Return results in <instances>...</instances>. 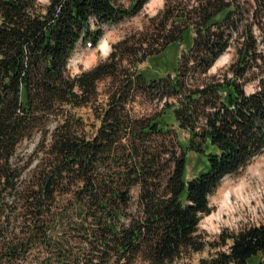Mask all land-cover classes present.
I'll list each match as a JSON object with an SVG mask.
<instances>
[{
	"label": "trees",
	"instance_id": "obj_1",
	"mask_svg": "<svg viewBox=\"0 0 264 264\" xmlns=\"http://www.w3.org/2000/svg\"><path fill=\"white\" fill-rule=\"evenodd\" d=\"M147 1L0 0V264H171L207 246L184 264H264V219L198 232L212 190L264 150V0H165L137 37L69 72L78 45ZM178 43L172 69L144 75ZM139 95L160 106L134 113ZM191 152L207 166L188 177Z\"/></svg>",
	"mask_w": 264,
	"mask_h": 264
},
{
	"label": "rangeland",
	"instance_id": "obj_2",
	"mask_svg": "<svg viewBox=\"0 0 264 264\" xmlns=\"http://www.w3.org/2000/svg\"><path fill=\"white\" fill-rule=\"evenodd\" d=\"M116 1L123 7L129 8L133 0ZM190 1L192 3L194 0ZM164 2L165 0H148L136 14L122 19L116 25L105 26L103 36L92 47L78 45L68 61L69 72L74 75V73L87 70L99 61L105 59L113 49V45L117 44L118 41L137 37L139 32L147 25L150 18L162 9ZM258 36L259 38L261 37V35ZM103 38L106 39L109 46L106 52L102 51L99 46ZM260 42L264 51V37L260 38ZM184 46L185 44L183 43L170 46L162 55L148 58L145 62L139 64V68L147 77L164 74L166 70H170L176 65L178 53ZM233 52V48H228L223 52L222 55L217 57V60L209 68L207 73L213 74L223 69L233 59ZM255 83L256 81L254 80L245 85L248 92L254 91ZM105 84V82L100 83L99 90H102ZM132 106L134 113L150 114L155 109H158L160 105H156L143 95H139L136 97ZM79 111L83 114L86 121L90 123L93 119L91 108L84 107L79 109ZM178 134L182 142L185 143L187 134L181 130H178ZM188 157L186 173L188 177L207 166L206 159L201 154L191 152ZM239 187L240 189H238ZM227 190H230V193H232V210L224 209L221 206ZM209 207L211 209L210 213L203 215L198 222V232L208 240H213L222 230L237 231L245 226L258 225L264 219V151L252 158L239 171L228 174L218 183L209 195ZM219 211H222L221 217L217 215ZM208 252L209 247L207 246L203 250L190 253V255H186L171 264L195 263L200 257L207 256ZM138 264L148 263L142 261Z\"/></svg>",
	"mask_w": 264,
	"mask_h": 264
},
{
	"label": "bare ground",
	"instance_id": "obj_3",
	"mask_svg": "<svg viewBox=\"0 0 264 264\" xmlns=\"http://www.w3.org/2000/svg\"><path fill=\"white\" fill-rule=\"evenodd\" d=\"M99 46H100V48H101V50L102 51H104V52H106L107 50H108V48H109V46H108V44H107V41H106V39L105 38H103L101 41H100V43H99ZM223 59V58H222ZM241 187V186H240ZM240 187L238 188V189H240ZM236 190V189H235ZM237 191V190H236ZM236 193H238V192H236ZM232 193H230V190H227V192H226V195H225V198H224V200H223V202H222V208H224V209H228V210H232V203H231V195ZM221 212L222 211H219V213L217 214L218 215V217H221L222 216V214H221ZM214 215V214H213Z\"/></svg>",
	"mask_w": 264,
	"mask_h": 264
}]
</instances>
